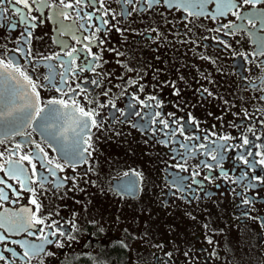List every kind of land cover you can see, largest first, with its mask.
I'll use <instances>...</instances> for the list:
<instances>
[{"label": "flooded vegetation", "instance_id": "af4514ba", "mask_svg": "<svg viewBox=\"0 0 264 264\" xmlns=\"http://www.w3.org/2000/svg\"><path fill=\"white\" fill-rule=\"evenodd\" d=\"M233 3L0 5V79L36 98L0 134V264H264V3Z\"/></svg>", "mask_w": 264, "mask_h": 264}, {"label": "snow or ice", "instance_id": "6c2138e0", "mask_svg": "<svg viewBox=\"0 0 264 264\" xmlns=\"http://www.w3.org/2000/svg\"><path fill=\"white\" fill-rule=\"evenodd\" d=\"M11 2L15 3V4H21L23 5L24 8L29 9V11H31V6L29 4V0H11ZM37 0H32V3H36ZM42 2V0H41ZM81 0H77V3H80ZM95 2V0H94ZM161 2V0H147V3L149 5V7H151L153 4H159ZM163 2L165 4H168L170 7H176L179 9H184V10H188L190 8H198L199 11L196 12V15H204L205 14V7L208 4L211 3H216V13L213 14V18H215V15H225L227 11H231L232 9L236 8L238 5L236 3H233V0H195V2H193V0H163ZM5 3V0H0V5H3ZM126 4H132L133 0H125ZM241 3L243 4H251L253 6H255L258 3H264V0H241ZM100 6L103 7V0H100ZM65 7L70 8L72 7L71 4H66ZM15 12L19 15L20 17V22H27L28 17L25 13H23L21 11V9L17 8L15 9ZM129 15L131 14L130 12L128 13ZM192 14V13H190ZM236 14V13H233ZM239 18V17H238ZM32 19H36V17H32ZM89 19H91V17H89ZM103 23H108V21H103ZM13 27H15V25H13ZM223 27H230V25H224ZM101 29H97V31H100ZM102 43V41H101ZM90 50V48H89ZM69 56H71V53H69ZM0 63H3V61H0ZM17 71H19V69H16ZM21 75H24L23 72H21ZM25 79H29L27 76H25ZM62 81H63V77H62ZM29 83H31L30 79H29ZM93 83H97V81H93ZM135 83V82H133ZM33 88H35V85H33ZM141 90H142V86H141ZM59 91V89H58ZM106 94V93H105ZM35 95L38 97L39 93H35ZM150 99H155V97H150ZM48 104L53 105V104H59V105H63L65 108L68 107V104L66 101L64 100H50L48 101ZM73 106H77V102L75 100L72 101ZM42 111V110H41ZM78 111L81 113V115L83 117H87L88 119L82 122V126L84 128H88L89 125V121L91 122V126L100 128L102 127V122H98L95 117L93 116V111L89 110V111H85L84 108H78ZM37 115H39V112L37 113ZM97 115H99V113H97ZM161 124H164L165 127H168V122L161 120L159 121ZM245 143H247V141H245ZM91 146V145H90ZM183 146V145H182ZM89 155H91V153H89ZM23 159H28V157H23ZM59 167V166H58ZM8 175L13 176L15 178H18V173L15 170H10L8 173ZM0 183H5V181L0 180ZM9 187H11L9 185ZM21 187H24L23 182H21ZM29 191H31V189H28ZM16 195L18 196L19 193L16 192ZM9 197L7 194L4 193L3 189H0V200H8ZM32 203L36 205V211H39L40 205L39 203L33 199ZM245 203H247V201H245ZM26 211H30V210H26ZM32 216L34 219H30L28 221V226L31 227L33 225V222L36 224H43L44 220L39 219L35 216V213H32ZM5 227V222L4 220L0 219V228ZM49 227H51V225H49ZM8 231H12L13 229L8 228ZM42 231V229H41ZM30 235H32L33 233H29ZM57 234H59L60 236H64L67 239H72L73 237H71L70 235H68L67 233L60 231L59 229H57V231H54L51 233L52 236H57ZM7 239V237L0 235V242H3ZM53 241L49 240L47 236L44 237V243L46 244H50ZM60 246V245H58ZM30 247L32 248L33 254H39L41 252L44 251V244H41L39 246L36 245H30ZM25 255H29V253L26 251ZM5 257L3 255H0V260H4Z\"/></svg>", "mask_w": 264, "mask_h": 264}, {"label": "water", "instance_id": "95a60500", "mask_svg": "<svg viewBox=\"0 0 264 264\" xmlns=\"http://www.w3.org/2000/svg\"><path fill=\"white\" fill-rule=\"evenodd\" d=\"M6 77L4 74L0 79V134L25 124L36 104L34 93L26 82L17 78L7 80ZM47 111V108L43 110L39 120L43 125Z\"/></svg>", "mask_w": 264, "mask_h": 264}, {"label": "rangeland", "instance_id": "374dc122", "mask_svg": "<svg viewBox=\"0 0 264 264\" xmlns=\"http://www.w3.org/2000/svg\"><path fill=\"white\" fill-rule=\"evenodd\" d=\"M95 198H96V196L94 197V200H93L94 202H96V199H95ZM93 205L97 206L96 203H93ZM107 207H108V206H106V208H107Z\"/></svg>", "mask_w": 264, "mask_h": 264}]
</instances>
